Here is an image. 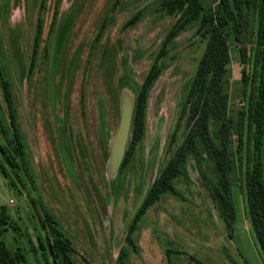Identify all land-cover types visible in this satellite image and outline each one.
I'll return each mask as SVG.
<instances>
[{"label": "rangeland", "instance_id": "rangeland-1", "mask_svg": "<svg viewBox=\"0 0 264 264\" xmlns=\"http://www.w3.org/2000/svg\"><path fill=\"white\" fill-rule=\"evenodd\" d=\"M160 3L0 0V130L6 131V137L0 132V145L13 139L6 81L24 144L19 176L9 169L15 183L0 166V212L8 221L4 237L9 248H21L31 264H47L43 252L32 249L36 224L50 243L56 232L63 233L75 264H264L238 180L232 125L225 152L215 156L218 170L198 144L206 131L195 118L211 111L219 117L221 110L202 103L192 116L191 91L209 43L194 24L171 42L161 61L162 73L149 92L145 135L130 166L123 173L110 166L122 104L136 101L179 18L162 11ZM240 50V44L229 43L228 118L240 105ZM215 136L210 132L217 145ZM179 148L186 170L174 181L176 193L163 195L129 233L147 181L151 187ZM261 159L264 164V145ZM219 174L227 187V197L219 194L225 209L213 196ZM46 214L56 221L54 230Z\"/></svg>", "mask_w": 264, "mask_h": 264}, {"label": "trees", "instance_id": "trees-1", "mask_svg": "<svg viewBox=\"0 0 264 264\" xmlns=\"http://www.w3.org/2000/svg\"><path fill=\"white\" fill-rule=\"evenodd\" d=\"M160 8L168 15H179V18L166 35L155 61L136 95L131 134L120 172L123 173L128 169L137 147L144 138L149 92L162 73L161 61L167 56L171 42L188 25L194 24L197 34L208 37L209 43L191 91V97L194 99L192 116L194 117L198 109L197 106L202 103L211 107L210 109L221 110L219 117L211 111L210 114L207 113L201 118L199 116L195 118L196 125L206 131V134L203 133L205 136H199L198 144H201L204 151L208 150L207 155L210 154V157L212 156L216 160V164L213 166L215 170H218L221 163L215 156L217 152H225L224 141L227 136L229 137L232 125L236 143L235 151L240 157L237 169L240 175L238 180L241 181V188L244 192L246 214L255 245L264 258V164L261 159L264 145V0H208V2L205 0H161ZM137 20L138 15L128 25ZM37 28L30 73L36 61L35 57L40 44L43 28L41 21L38 22ZM231 41L240 44L243 67L240 105L238 110L228 118L226 109H228L227 99L230 89L229 43ZM4 93L9 108V127L13 132V139L7 146L0 145V153L4 160L0 161V166L4 176L15 183L14 175L9 169L14 172L13 174L19 176L21 166L18 157L24 156V144L21 142L22 132L18 114L7 81L4 83ZM0 132L6 137V131L1 129ZM210 132L216 134L215 137L219 139L217 145L210 141ZM13 141H15L14 144H12ZM183 148H179L175 152L158 179L151 185L133 217L129 233L135 230L143 216L163 195L176 193L174 181L182 173V170H186L185 159L182 158L185 155L182 152ZM231 157L233 159V155ZM219 175L221 180L217 186L219 190L218 193L214 191L213 196L221 206L220 208L225 209L226 204L219 198V194L223 198L227 197V187L224 185L225 181H223L222 175ZM230 210H235L233 205ZM233 218H230V222L233 221ZM46 220L48 226L54 230L53 224L56 223L54 218L50 214H46ZM6 225H8L7 218L0 212V264H31L21 248H9L4 237V234L10 230ZM14 227L10 226L16 231L17 227ZM36 232L37 245H33L32 249L42 251L47 264H75L71 243L63 233L56 232L53 242L50 243L43 237V231L38 224H36ZM127 240L131 241V237L128 236ZM121 257L124 256L121 255Z\"/></svg>", "mask_w": 264, "mask_h": 264}, {"label": "water", "instance_id": "water-1", "mask_svg": "<svg viewBox=\"0 0 264 264\" xmlns=\"http://www.w3.org/2000/svg\"><path fill=\"white\" fill-rule=\"evenodd\" d=\"M122 110H121V123L118 128L117 134L115 136V139L113 141L112 146V155L110 159V166L112 167L113 171L118 172L122 161L125 156L126 148L129 142L130 138V131H131V124H132V117H133V111L135 106V100L134 103H125L122 104ZM150 189V183L147 181L146 187L143 192L142 200L139 203L138 208L140 207L141 203L145 199L148 191ZM36 214V211H35ZM37 218L38 215L36 214ZM39 220V218H38Z\"/></svg>", "mask_w": 264, "mask_h": 264}]
</instances>
